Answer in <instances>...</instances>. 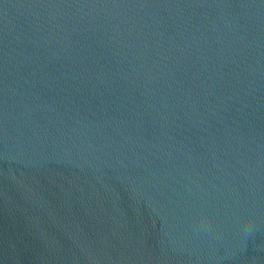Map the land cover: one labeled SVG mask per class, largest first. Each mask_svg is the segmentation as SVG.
Listing matches in <instances>:
<instances>
[{"label":"water","instance_id":"water-1","mask_svg":"<svg viewBox=\"0 0 264 264\" xmlns=\"http://www.w3.org/2000/svg\"><path fill=\"white\" fill-rule=\"evenodd\" d=\"M0 264H264V0H0Z\"/></svg>","mask_w":264,"mask_h":264}]
</instances>
